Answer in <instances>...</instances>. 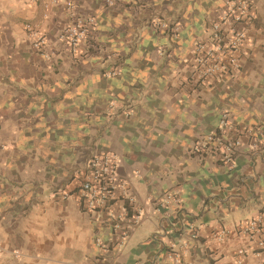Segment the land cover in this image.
<instances>
[{
    "label": "crops",
    "instance_id": "0c3cea01",
    "mask_svg": "<svg viewBox=\"0 0 264 264\" xmlns=\"http://www.w3.org/2000/svg\"><path fill=\"white\" fill-rule=\"evenodd\" d=\"M227 1L0 0V264H264L237 254L240 224L264 215V0L236 76L200 82L193 62ZM226 113L232 165L192 151ZM105 152L115 196L97 213L81 184Z\"/></svg>",
    "mask_w": 264,
    "mask_h": 264
},
{
    "label": "built area",
    "instance_id": "2783aa9c",
    "mask_svg": "<svg viewBox=\"0 0 264 264\" xmlns=\"http://www.w3.org/2000/svg\"><path fill=\"white\" fill-rule=\"evenodd\" d=\"M107 1L109 4L115 3V0ZM255 17L253 0L227 1V6L219 17L208 25L206 37L195 44L193 62L200 82H206L209 78L234 77L241 71L247 54L248 27ZM91 22L93 19L79 18L62 35L73 51L77 50L80 41L87 35ZM27 28L35 39V46L43 48L48 42L47 37L36 31L30 23ZM230 124L226 113L220 121L219 131L197 140L192 146V151L199 156L217 155L225 164H234L241 139L229 136ZM118 165L119 157L111 152L98 154L90 161L89 174L81 184V201L87 210L97 213L110 211L115 196ZM140 218L141 214L134 218L131 227L123 228L125 237L130 235ZM115 227L122 228V225L116 224ZM239 233L246 237L247 242L238 249L240 262L250 253L258 254L264 251V215L241 223ZM230 235L231 231L227 228L217 233L221 241L228 239ZM192 237L197 239L198 234L193 233ZM172 257L177 264H182L181 252H174Z\"/></svg>",
    "mask_w": 264,
    "mask_h": 264
},
{
    "label": "trees",
    "instance_id": "16d2710c",
    "mask_svg": "<svg viewBox=\"0 0 264 264\" xmlns=\"http://www.w3.org/2000/svg\"><path fill=\"white\" fill-rule=\"evenodd\" d=\"M128 208V206H126Z\"/></svg>",
    "mask_w": 264,
    "mask_h": 264
}]
</instances>
